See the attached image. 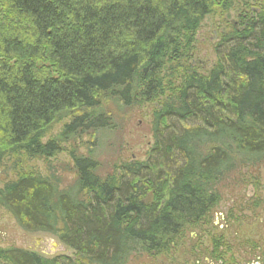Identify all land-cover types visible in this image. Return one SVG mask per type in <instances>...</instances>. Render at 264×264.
Segmentation results:
<instances>
[{
	"label": "trees",
	"instance_id": "obj_1",
	"mask_svg": "<svg viewBox=\"0 0 264 264\" xmlns=\"http://www.w3.org/2000/svg\"><path fill=\"white\" fill-rule=\"evenodd\" d=\"M249 1L0 0V169L12 161L16 170L0 207L25 232L50 234L76 254L0 249V261L169 255L216 205L223 180L264 161V6L223 31L211 70L190 63L205 19ZM146 104L159 106L147 159L101 176L100 137ZM84 137L85 154L76 145ZM65 152L68 187L55 169L24 170Z\"/></svg>",
	"mask_w": 264,
	"mask_h": 264
},
{
	"label": "rangeland",
	"instance_id": "obj_2",
	"mask_svg": "<svg viewBox=\"0 0 264 264\" xmlns=\"http://www.w3.org/2000/svg\"><path fill=\"white\" fill-rule=\"evenodd\" d=\"M249 6L237 5L225 15H214L205 19L200 29L195 34L194 50L190 63L201 73L212 69L216 63L215 46L219 41V36L232 24L237 25L239 17L244 12L264 6V0H250ZM158 104H146L133 109L123 120H118L120 126L117 131L104 133L99 139V147L95 158L100 164L99 174L105 176L110 174L115 164L121 162H143L147 159V154L154 144L153 118L158 110ZM65 123V122H64ZM64 123L54 127L51 134L45 140L47 142L62 130ZM88 139L83 138L77 141L80 152L86 153ZM68 147V146H67ZM71 168L72 163L69 153L65 152L50 162L32 161L24 166L25 171L40 172L43 175L51 173L55 169L62 178L63 186L68 187L73 182V175L69 171H64L65 167ZM238 170L230 174L217 187L219 198H223V203L218 204L217 211L228 203H233L237 196ZM16 177V170L12 161H6L4 167L0 169V188L5 183ZM226 203V204H225ZM223 207L221 208V206ZM216 210L214 212H217ZM187 233L185 234V236ZM0 249H21L35 253L43 258L52 259L58 256H66L76 260L73 250L62 244L56 237L45 233H28L22 230L13 217L0 207ZM166 253V252H165ZM172 252L170 251L169 254ZM0 264H5L0 261ZM127 264H171L166 260V255L140 254L133 255Z\"/></svg>",
	"mask_w": 264,
	"mask_h": 264
},
{
	"label": "flooded vegetation",
	"instance_id": "obj_3",
	"mask_svg": "<svg viewBox=\"0 0 264 264\" xmlns=\"http://www.w3.org/2000/svg\"><path fill=\"white\" fill-rule=\"evenodd\" d=\"M239 168L233 203L218 212L219 198L166 255L171 264H264V161Z\"/></svg>",
	"mask_w": 264,
	"mask_h": 264
}]
</instances>
